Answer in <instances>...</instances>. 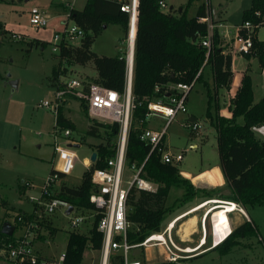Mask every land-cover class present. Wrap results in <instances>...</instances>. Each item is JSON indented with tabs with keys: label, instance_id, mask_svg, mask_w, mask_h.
Here are the masks:
<instances>
[{
	"label": "trees",
	"instance_id": "16d2710c",
	"mask_svg": "<svg viewBox=\"0 0 264 264\" xmlns=\"http://www.w3.org/2000/svg\"><path fill=\"white\" fill-rule=\"evenodd\" d=\"M128 1L87 0L83 9H70L69 20L81 27L85 35L78 47L71 43L60 45L58 55L60 63L55 68L52 78L55 85L59 77L67 76L69 73L63 64L87 66L93 63L97 72L93 83L125 94L127 78L125 55L100 56L93 52L92 47L96 38L110 25H120L125 32L128 31L129 16L121 11L122 4ZM161 1L164 0H139L138 6L132 88L135 107L127 147V165L136 164L138 167L144 165L142 176L155 183L158 188L156 192L133 188L129 194L128 220L132 228L128 240L134 244L143 242L153 233L161 232L168 215L176 207L185 205L199 195L214 196V190L195 188L190 180L181 175L178 165L164 163L157 151L149 155L150 146L141 140L142 130L146 128L148 102L168 97L170 85L192 84L200 72L195 84L203 82L207 88L209 98L207 118L217 129L220 167L226 186L231 192L222 199L235 202L246 211L249 207L264 206V136L256 131L257 128L264 127V97L256 102L253 81L249 75L250 68L245 71L241 83H237L233 72V54L229 49L231 42H226L218 28L214 31L210 56L206 58L207 49L203 46L202 39L208 35V24L201 19L213 14L210 4L203 3L197 14L193 18H188L184 8H181L182 11L174 8L163 11ZM263 16L264 0H252V6L243 13L241 24L242 26L245 22H252L255 26L250 34L253 48L245 56L248 59L256 57L262 71L264 41H259L257 34L260 28L264 27ZM8 33L10 30L0 21V36ZM239 34L248 37L249 33L239 29ZM40 42L30 41L29 44L31 47L44 45ZM206 66H210L213 71V94L209 84L203 79ZM157 87L160 88L159 92H156ZM193 88L194 86L191 90ZM222 91L232 93L228 104V110L232 113L230 118L220 114L219 101ZM214 102L219 111L216 120L211 112ZM82 107L89 116L87 103L82 101ZM241 118L243 123L239 122ZM92 121L87 134L103 138L100 135V129H103L107 142L95 146L97 158L91 169L84 174L82 184L78 187L63 184L57 195L72 206L87 210L93 209L90 203V195L94 191L92 172L107 167L108 159L116 152V141L112 142V138L118 136L120 130L118 123L104 124L94 119ZM56 126L75 130V125L65 117L63 107L59 109ZM173 188L182 189L183 193L171 204L168 198ZM24 215L28 217L27 214ZM17 220L18 217L16 224L13 225L15 231L16 228H20ZM39 223L42 227L51 226L44 216L40 218ZM96 228L97 220L88 234L70 232L64 264H83V256L87 249L101 248L102 235ZM49 229L55 235L56 230ZM253 232L252 222L246 221L224 242L211 250H220L223 255L227 254L238 244L240 238ZM14 234L11 237L7 236L2 233V226L0 227V249L5 244L15 241ZM11 264L32 263L26 260L11 261Z\"/></svg>",
	"mask_w": 264,
	"mask_h": 264
},
{
	"label": "rangeland",
	"instance_id": "374dc122",
	"mask_svg": "<svg viewBox=\"0 0 264 264\" xmlns=\"http://www.w3.org/2000/svg\"><path fill=\"white\" fill-rule=\"evenodd\" d=\"M86 1L69 0L71 4L68 5V3H60L59 0H0V21L10 30V33L0 36V224L9 222L15 225L19 215H28L34 211L36 202L41 198L42 187L53 170L57 158L54 148L56 133L61 138L59 143L62 147H67L70 143L79 145V147H72L77 154L75 169L59 181L57 191L63 184L72 187L80 186L84 174L89 170V167L84 164L85 159H91L96 145L107 142L103 129H100V135L103 138L87 134L93 118L85 114L80 99L70 98L62 106L65 117L75 125L74 134L70 138L64 135V128L56 126L57 114L43 107L45 101H55L56 86L52 78L60 59L59 52L53 51L54 36L56 33L64 32L70 9H83ZM189 1L166 0L165 3L168 9L184 8L188 18H193L203 3L210 4L212 9L224 8L223 23L226 30L233 32L232 35H228L231 42L229 49H232L236 33L242 24L243 13L252 6V0H191L190 4ZM35 6L42 8L49 17L46 28L31 25L29 12ZM69 24L73 25L71 20ZM127 32L120 25L108 26L96 38L92 47L93 52L109 57L125 54ZM257 38L259 41H264V27L260 28ZM30 41H42L40 43L44 45L31 47ZM71 44L78 47L81 39L76 38ZM63 67L69 70L67 77L78 78L86 83H93L94 76L97 74L93 63L87 66L63 64ZM248 68H250L249 75L253 80L256 97L260 99L264 97V72L259 67L257 58L248 59L245 54L234 52L235 76L244 73ZM203 79L209 84L213 94L214 79L210 66L207 67ZM62 80H65L64 76ZM224 94H226L225 98ZM228 97L226 91L221 92L220 114L222 111L229 112ZM208 102L207 88L203 82H197L189 94L188 104L189 113L193 114L201 125L200 131L195 133L188 128V123L185 121L187 115L184 114H179L166 131L165 142L169 151L184 155L183 161L178 164L179 169L190 172L192 175L205 168L220 165L218 133L216 127L207 118ZM211 112L216 120L219 111L215 102ZM239 122L243 123V119H239ZM165 123L164 119L152 116L147 118L145 126L161 130ZM117 140L118 136L112 138V142ZM193 144H197L198 147H192ZM126 176L128 180H132L133 173L130 168H127ZM202 178L194 179V182ZM208 178L210 182L219 180L214 173L208 175ZM27 183L33 187H26ZM182 193V189L173 188L168 198L171 204L181 197ZM219 196L223 198L226 194ZM190 204L182 208L176 207L168 215L164 227L171 222L172 217L192 206V203ZM216 205L220 204L215 203L214 206ZM225 205L227 210L223 207L212 210L217 244L219 242L221 244L231 234L228 213L235 211V205ZM247 214L249 217L247 221L252 222L254 232L240 238L231 252L224 255L220 250L207 252L187 260L186 264H264V206L249 207ZM43 216L57 231L53 239L45 243L38 242L37 248L48 259L59 260L66 251L69 234L72 231L70 220L63 208L54 214ZM234 216L237 224L242 225L246 222L241 213H235ZM220 218L223 221L220 220L216 224ZM92 226V221L84 222L78 232L88 234ZM14 235L16 237L22 235V230L16 228ZM7 251L5 248V252ZM164 255L162 248H149L140 256V259L153 262L161 260ZM93 260H97V253L87 249L83 256V264H91ZM0 264H11V260L2 252V249H0Z\"/></svg>",
	"mask_w": 264,
	"mask_h": 264
},
{
	"label": "built area",
	"instance_id": "2783aa9c",
	"mask_svg": "<svg viewBox=\"0 0 264 264\" xmlns=\"http://www.w3.org/2000/svg\"><path fill=\"white\" fill-rule=\"evenodd\" d=\"M68 1L59 0L60 3H68L70 5L71 3ZM138 6L139 0H129L121 6V11L127 13L129 16V27L126 38L127 51L125 53L127 69L125 94H120L114 89L97 83H86L74 77L64 76L65 80H62L61 76L55 85V101H45L43 103V107L51 109L58 115L60 107L70 98L80 99L87 103L89 116L93 119L104 124L118 123L120 125L115 155L108 159L106 168L95 169L92 172L91 180L94 185V191L90 195V203L93 205V209H80L57 197L60 192V190L57 191L58 183L62 181V176H68L74 171L77 154L70 147L71 143L67 147H62L59 143L61 138L56 133L54 136V148L57 158L53 166V171L42 187L41 198L35 204L34 213L33 215H28V217H25L24 214L18 216L17 222L22 230V235L15 236L16 239L14 242H9L2 248V251L8 256L9 260L15 262H24L27 260L32 264H64L65 253L60 256L59 260H47L40 257L33 247L34 240L39 236V232L43 228L39 223L40 218L43 215L46 216V214H54L62 208L70 220L71 232H78L82 223L87 221H92L94 226L97 220L96 229L102 235V243L99 250L90 248L93 252L97 253V260H93L91 264H186L187 260L202 255L210 249L204 248L205 240H202L195 248H183L179 246L174 234L175 220L169 222L161 232L149 235L141 243L134 244L128 240V234L132 228V224L128 220V200L131 190L138 188L148 192L157 191V185L142 176L144 165L140 167L136 164L132 166L127 165V147L135 107L132 88ZM160 6L163 11H169L165 1H161ZM29 15L31 25L37 28H46L48 26L49 17L39 6L31 8ZM262 19L264 23V16ZM201 21L208 24V35L202 39V44L207 49L206 58L208 59L212 50L214 31L219 27V24L213 22V15H208L206 18H202ZM72 24L70 25L68 20L64 32L62 34H55L53 51L59 52L61 44L71 43L76 38L82 39L84 37V30L73 22ZM254 28L255 26L252 22H245L239 27V29H244L249 34L248 37L240 36L238 30L231 49L232 54L234 52L239 54H248L251 52L253 40L250 34ZM225 37L223 36L224 39ZM200 73L197 78L200 76ZM196 79L192 84L178 83L170 85L168 88V91H170L168 97L158 98L148 102L147 118L152 116L160 117L166 123L161 130L148 127L144 128L141 133V140L150 146L149 155L157 151L161 155L164 163L178 165L184 159L182 153H172L169 151L165 142V136L169 124L179 114L188 113V94L195 85ZM159 91L160 88L157 87L156 92ZM187 123L188 128L192 132L198 133L200 131L201 125L198 121H187ZM73 134L72 129H65L64 135L67 138L72 137ZM84 164L91 169L93 162L89 158L85 159ZM127 168H130L133 173L132 180L127 179ZM26 187L30 188L33 186L27 183ZM233 203L228 204L235 205L234 212L244 213L243 208L239 204ZM70 207H73V210L68 214ZM218 207L225 208L226 205L223 204ZM213 208L215 209L217 207L213 204L210 211ZM1 226L3 225L0 224ZM212 230L213 243L211 247L217 246L220 243L217 244L215 242L216 230L214 225ZM5 248H7V252H5ZM149 248H162L165 252L164 258L157 261L154 260L153 262L142 261L140 256Z\"/></svg>",
	"mask_w": 264,
	"mask_h": 264
},
{
	"label": "crops",
	"instance_id": "0c3cea01",
	"mask_svg": "<svg viewBox=\"0 0 264 264\" xmlns=\"http://www.w3.org/2000/svg\"><path fill=\"white\" fill-rule=\"evenodd\" d=\"M164 1L166 2V0H164ZM180 11H182L181 8H180ZM222 12H224V8H221V12L219 14L220 22H219L218 29H219L222 36H226L225 38H226L227 42H230L228 35H232L233 32L226 30V26L223 23V18H222L223 13ZM6 28H7V26H6ZM237 34H238V32L236 33V35ZM233 37H234V35H233ZM121 55H125V54H121ZM207 67L208 66H206L204 69V74L207 70ZM233 72H234V70H233ZM244 73H242V74L239 73L236 76L237 77L236 78L237 83L238 82L241 83V80L243 78ZM234 74H235V72H234ZM96 77H97V74L94 76V79ZM191 91L189 92V94L191 93ZM189 94H188V101H189ZM225 95L226 94H224V96H223L224 98H225ZM231 95H232V93H228V96H229L228 101H229ZM254 96H255L256 102H258L259 100H261L263 98V97H261L260 99H257L255 90H254ZM188 109H189V104H188ZM184 115H187V117L185 118L186 122L187 121H197L195 116L193 114L189 113V110H188V113L184 114ZM191 146L192 147H195V146L198 147L197 144H193ZM212 173H214L215 176L217 178H219V180H217L216 182H210L208 180L209 179L208 175H210ZM181 175L183 177L187 178L188 180H190L195 188L205 189V190H209V191L214 190V196L204 197L202 195H199L195 199H193L192 201L185 204V205H187V204L192 203V206H190L188 209L186 208V210H184V211L180 212L179 214L175 215L174 217H172L171 222L175 220L174 221V223H175V225H174L175 240L179 244V246H181L183 248H195L202 240H205L204 248H210L207 252H213L215 250H211V249L216 248L218 245L211 247V245L213 243V230H212V227H213L212 214H213V212L211 214L210 208L215 203H218L220 205L233 203L232 201L223 200L219 196V195H225V194L230 195L231 194L230 189L226 186V180H225L224 175L222 173V169L219 165V166H215V167L205 168L195 175H192L190 172H187V171H181ZM199 177H203V178L201 180H196V182H194V179H197ZM157 188H158V186H157ZM182 192H183V190H182ZM233 204H235V203H233ZM183 206L184 205H181V206H179V208L180 207L182 208ZM217 208H221V207H217ZM217 208H215V209H217ZM195 209H197V210L194 211ZM243 211H244V213H241V212H239V213H241V215L244 217V219H246V221L249 220L247 211L244 208H243ZM33 213H34V211L28 215H33ZM235 213H238V212L237 211L233 212V213L231 212L228 215V219H229V223H230V227H231V234L237 227L241 226V225L236 223V219L234 216ZM205 219H206V221H205ZM204 222H205V227H204ZM49 228H53L56 230V228H54L53 226H50L47 228L43 227L42 231L39 232L40 237L38 236L33 242V247H34L35 252L40 257L45 258L47 260H50V259H48V257H45L40 253V249L37 248V247H39V246H37V243L38 242L45 243L48 240L53 239L55 237L56 233H55V235H53L52 231ZM19 229L21 230V228H19ZM187 230H189V231H187ZM42 236H45V238L43 239ZM206 253H204V254H206ZM204 254H202V255H204Z\"/></svg>",
	"mask_w": 264,
	"mask_h": 264
},
{
	"label": "water",
	"instance_id": "95a60500",
	"mask_svg": "<svg viewBox=\"0 0 264 264\" xmlns=\"http://www.w3.org/2000/svg\"><path fill=\"white\" fill-rule=\"evenodd\" d=\"M212 12H213V22L215 24H219V22H220L219 14L221 12V9L213 8ZM15 85H16V83H15ZM221 115L225 116V117H228V118L232 117V113L231 112L226 113V112L222 111ZM256 131L258 133L262 134V136H264V127L257 128ZM70 147H79V145L70 144ZM96 158H97V153L94 152L92 154L91 161L94 163ZM72 210H73V207H70V209L68 210V214H70L72 212ZM14 231H15V227L13 226V224H11L9 222H5L3 224V226H2V233L3 234L11 237V236H13Z\"/></svg>",
	"mask_w": 264,
	"mask_h": 264
},
{
	"label": "bare ground",
	"instance_id": "6f19581e",
	"mask_svg": "<svg viewBox=\"0 0 264 264\" xmlns=\"http://www.w3.org/2000/svg\"><path fill=\"white\" fill-rule=\"evenodd\" d=\"M216 207H218V206H216ZM212 210H214V208L212 209ZM212 212V211H211ZM231 213V212H230ZM213 215V214H212ZM213 217V216H212ZM220 220H222L223 221V219L222 218H220L219 220H217L216 221V224L218 223V221H220ZM217 229V228H216Z\"/></svg>",
	"mask_w": 264,
	"mask_h": 264
},
{
	"label": "clouds",
	"instance_id": "9594fccd",
	"mask_svg": "<svg viewBox=\"0 0 264 264\" xmlns=\"http://www.w3.org/2000/svg\"><path fill=\"white\" fill-rule=\"evenodd\" d=\"M216 206H219V205H216Z\"/></svg>",
	"mask_w": 264,
	"mask_h": 264
}]
</instances>
